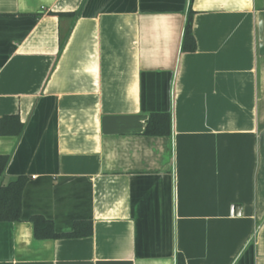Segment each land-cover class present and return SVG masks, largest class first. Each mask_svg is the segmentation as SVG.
Masks as SVG:
<instances>
[{
    "label": "crops",
    "instance_id": "1",
    "mask_svg": "<svg viewBox=\"0 0 264 264\" xmlns=\"http://www.w3.org/2000/svg\"><path fill=\"white\" fill-rule=\"evenodd\" d=\"M6 115L0 183L27 182L0 264H264V0H0Z\"/></svg>",
    "mask_w": 264,
    "mask_h": 264
},
{
    "label": "trees",
    "instance_id": "2",
    "mask_svg": "<svg viewBox=\"0 0 264 264\" xmlns=\"http://www.w3.org/2000/svg\"><path fill=\"white\" fill-rule=\"evenodd\" d=\"M191 25L192 10L189 8L181 43L183 52H193L196 48ZM171 127L172 119L170 113H154L149 116L143 133L152 136L170 135ZM22 129L23 125L16 115H6L0 118V134L2 135H19ZM7 163L8 157L0 156V177L4 173ZM26 182L27 178L25 176H18L6 184L0 183V222L21 220V196ZM30 220L34 225V236L37 239L86 237L92 233L90 221H76L71 232L57 233L54 229L53 222L43 216L36 215L31 217ZM176 264H186L180 253L177 254Z\"/></svg>",
    "mask_w": 264,
    "mask_h": 264
}]
</instances>
